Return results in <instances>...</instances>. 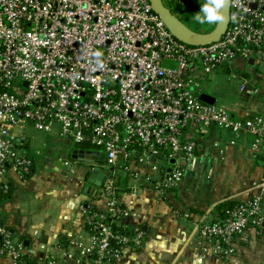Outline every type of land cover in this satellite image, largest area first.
I'll list each match as a JSON object with an SVG mask.
<instances>
[{
  "label": "built area",
  "instance_id": "1",
  "mask_svg": "<svg viewBox=\"0 0 264 264\" xmlns=\"http://www.w3.org/2000/svg\"><path fill=\"white\" fill-rule=\"evenodd\" d=\"M163 1L174 9L184 0ZM237 58L264 62V0H231L226 31L205 45L176 39L149 0H0V194L10 188V172L25 176L32 168L19 151L16 131L24 124L103 152L108 174L98 195L105 209L85 204L80 212L90 239L85 262L113 263L143 241L142 232L120 226L128 214L120 173L132 189L142 180L128 168L134 160L159 161L154 187L163 194L179 184L210 129L251 136V149L264 153V116H234L199 98L201 81ZM222 212L200 233L227 253L248 227L264 222L257 198ZM19 248L0 224V253L30 264Z\"/></svg>",
  "mask_w": 264,
  "mask_h": 264
},
{
  "label": "crops",
  "instance_id": "2",
  "mask_svg": "<svg viewBox=\"0 0 264 264\" xmlns=\"http://www.w3.org/2000/svg\"><path fill=\"white\" fill-rule=\"evenodd\" d=\"M218 71L225 74V83L232 73L236 75L238 87H227V83L225 87L222 81L200 84L199 95L214 97L213 104L231 108L234 116H264L260 65L237 58L214 73ZM227 94L232 95L225 101ZM16 132L19 151L31 158L32 168L25 176L10 172V191L0 197V224L31 264H75L77 260L87 264L85 250L90 239L80 206L105 209V200L98 193L108 173L100 187L90 182L101 174H93L94 169L108 172L103 152L75 145L56 131H38L31 124ZM250 139L243 133L236 136L224 129L208 130L198 155L185 162L179 184L163 194L154 187L162 167L159 161L134 160L130 164V172L142 178L133 189L127 173L121 171L118 194L128 214L120 226L128 232H142L143 241L138 248H126L110 264H264V222L248 227L231 253L200 233L202 226L221 219L228 201L257 198L264 213V153L254 152ZM149 173L154 176L146 180ZM11 259L0 253V264H12Z\"/></svg>",
  "mask_w": 264,
  "mask_h": 264
},
{
  "label": "water",
  "instance_id": "3",
  "mask_svg": "<svg viewBox=\"0 0 264 264\" xmlns=\"http://www.w3.org/2000/svg\"><path fill=\"white\" fill-rule=\"evenodd\" d=\"M230 2L223 9L225 15L229 17L230 13ZM152 11L162 20L170 33L178 40L183 43L189 45H205L211 42H215L220 39V37L224 34L227 29V25L229 23V18L227 22H222L218 25H213L212 28L208 31L201 32L194 30L189 25H187L176 13H174L163 0H149ZM252 62V61H251ZM260 70L264 71V62L260 64ZM199 98L206 103L213 104L214 97L201 93ZM174 160L171 159L172 163ZM101 172L100 175L97 176L96 180H91L90 182L94 183L96 186L100 187L101 182L104 177L108 173L106 170L94 169L93 174H97Z\"/></svg>",
  "mask_w": 264,
  "mask_h": 264
},
{
  "label": "rangeland",
  "instance_id": "4",
  "mask_svg": "<svg viewBox=\"0 0 264 264\" xmlns=\"http://www.w3.org/2000/svg\"><path fill=\"white\" fill-rule=\"evenodd\" d=\"M200 3H202L200 0H184L183 1V4L181 6H179L178 8L175 7L174 9L171 8V10L174 13H176L187 25H189L194 30L201 31V32H205V31L210 30L213 25L211 27H204V26L199 25L193 19L194 14L200 8ZM187 7H189V8L187 9ZM223 75H225V74L224 73H220L219 71H218L217 75H216V73H213L211 75H208L204 80L201 81V84L202 85H204L206 83H208V84H212V83H219V84H221V81H222V84H224V86L227 83L226 84L227 87H230V88L238 87V84H236V83L239 81V78L238 77H235L236 75H234L232 73L228 77L226 83H225V80L223 81V79L225 78ZM231 95L230 94H227V96H224L225 97L224 100L226 101V97L227 98H231ZM219 101L220 100H218L217 102L218 103H221ZM33 141L38 143V141L36 139H34Z\"/></svg>",
  "mask_w": 264,
  "mask_h": 264
},
{
  "label": "clouds",
  "instance_id": "5",
  "mask_svg": "<svg viewBox=\"0 0 264 264\" xmlns=\"http://www.w3.org/2000/svg\"><path fill=\"white\" fill-rule=\"evenodd\" d=\"M228 2L229 0H203L200 3L199 10L194 14L193 19L204 27H211L212 25L227 22L229 17L225 15L223 9L228 5ZM231 19L235 22L237 17L232 15ZM92 55L97 58V66L102 67V64L99 63V58L102 56V53L96 51Z\"/></svg>",
  "mask_w": 264,
  "mask_h": 264
},
{
  "label": "trees",
  "instance_id": "6",
  "mask_svg": "<svg viewBox=\"0 0 264 264\" xmlns=\"http://www.w3.org/2000/svg\"><path fill=\"white\" fill-rule=\"evenodd\" d=\"M10 191V188L8 189V192L7 193H3V194H0V197L3 196V195H7ZM236 202H233V201H228L224 204V208L227 207V206H232L233 204H235ZM223 213V212H222ZM116 229H120L119 227H116ZM28 262L31 264V262L28 260Z\"/></svg>",
  "mask_w": 264,
  "mask_h": 264
}]
</instances>
